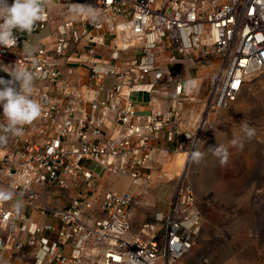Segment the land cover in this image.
Segmentation results:
<instances>
[{
  "label": "built area",
  "instance_id": "2783aa9c",
  "mask_svg": "<svg viewBox=\"0 0 264 264\" xmlns=\"http://www.w3.org/2000/svg\"><path fill=\"white\" fill-rule=\"evenodd\" d=\"M94 2V15L59 20L51 44L30 56L0 47V66L33 73V98L43 107L0 148V188L14 193L0 202V264L18 250L32 264L180 263L203 227L192 185L179 181L166 207L153 208L136 229L131 212L137 195H149L165 154L192 136L182 113L198 85L180 67L212 70L204 103L211 111L228 108L264 69V0ZM49 24L45 9L33 31ZM105 36L115 42L108 61H77L83 48L95 56ZM135 93L151 97V110H137ZM159 100L164 108L155 107ZM118 176L130 179L122 192L108 184ZM29 208L46 218L38 222Z\"/></svg>",
  "mask_w": 264,
  "mask_h": 264
},
{
  "label": "rangeland",
  "instance_id": "374dc122",
  "mask_svg": "<svg viewBox=\"0 0 264 264\" xmlns=\"http://www.w3.org/2000/svg\"><path fill=\"white\" fill-rule=\"evenodd\" d=\"M191 72L194 77L195 69ZM206 92L189 102L196 108L189 118L192 136L180 151L190 159L169 164L149 195H137L138 205L131 209L133 226L149 219L153 208L166 207L176 184L184 180L192 185L202 208L203 227L193 249L178 264H264V69L248 80L226 109L204 107ZM243 124L254 131L251 137L242 130ZM92 168L102 172L94 163ZM110 183L126 180L109 179Z\"/></svg>",
  "mask_w": 264,
  "mask_h": 264
},
{
  "label": "clouds",
  "instance_id": "9594fccd",
  "mask_svg": "<svg viewBox=\"0 0 264 264\" xmlns=\"http://www.w3.org/2000/svg\"><path fill=\"white\" fill-rule=\"evenodd\" d=\"M74 12H90L91 6L74 4ZM43 0H0V47L11 49L16 47L18 37L16 32L31 33L38 21L44 17ZM0 71L8 74L10 79L0 77V108L6 124L0 125V145L6 144L8 135L20 136L25 125H30L38 119L43 111L41 103L33 98L34 75L25 68L15 64L12 67L0 66ZM242 130L251 137L254 131L247 124ZM11 190L0 188V202L13 199ZM19 209V201L14 205Z\"/></svg>",
  "mask_w": 264,
  "mask_h": 264
},
{
  "label": "crops",
  "instance_id": "0c3cea01",
  "mask_svg": "<svg viewBox=\"0 0 264 264\" xmlns=\"http://www.w3.org/2000/svg\"><path fill=\"white\" fill-rule=\"evenodd\" d=\"M43 2H44V8L46 9L49 19H50V24H49L48 29L32 31L31 33L16 32L22 38V41L17 47H15L14 49L10 51L11 56H21V55L30 56L35 52V50L39 47V45L51 44L52 42L51 32L55 28L59 20L69 18V19L77 21L82 16H92L97 11L94 0H43ZM74 4H80V5H85V6L90 5L91 11L90 12L85 11L82 13L74 12L72 10V6ZM114 43L115 42H113L109 36H105L103 39V44L97 46V51H96L95 56L90 57L89 55H87L86 50L83 48L77 51V53L75 54V57L77 61H93L95 59H99L102 61H108L109 50L113 47ZM160 59L161 61H163V58H160ZM78 69H82V72H86L87 70L83 66H80ZM180 69L184 74L191 75V76H192L191 70L195 69L196 73H195L194 78H195V83L198 85V90L196 91L195 96L196 95L199 96V94L201 95L206 92L208 88L209 76L212 73L211 69L206 68V67H190L187 63L185 64V66L184 65L181 66ZM1 77L5 79H10L8 76H1ZM132 98H133L135 107L141 113H147L153 107L150 104L151 97L147 94L135 93L132 95ZM156 104L157 105L155 107L158 106L160 108H164L165 106L164 101L162 100H159L158 102H156ZM195 109H196L195 106L190 103H186L184 106L182 116H183V121H184L183 123H184L185 130L189 131V126L192 124L190 122L191 115L193 114ZM10 142H11V135L8 136L7 143L0 145V148L7 150L10 147V144H9ZM155 190L157 191L158 187ZM154 193L156 195L157 192H154ZM62 204L63 203H61V205ZM160 208H164V206L159 207L158 209ZM27 211L38 222L46 218L45 216L41 215L38 212L31 211L30 208L27 209ZM132 222L134 224L133 219H132ZM141 223L139 222L137 225H140ZM4 261H5V264H32V257L26 254L25 251L23 250L8 251L4 253Z\"/></svg>",
  "mask_w": 264,
  "mask_h": 264
},
{
  "label": "bare ground",
  "instance_id": "6f19581e",
  "mask_svg": "<svg viewBox=\"0 0 264 264\" xmlns=\"http://www.w3.org/2000/svg\"><path fill=\"white\" fill-rule=\"evenodd\" d=\"M257 73V72H254L253 75ZM246 87V86H245ZM236 102V100H235ZM234 103V102H233ZM181 158H184V159H181ZM190 159V155L185 152V151H180V150H174V151H170L169 152V156H168V161L167 163L164 165L165 167L161 170V172L159 174H157L155 176V180H157V178H161V174L163 172V170L169 166V164H171L172 162H178V161H181L183 160L185 162V164L188 162V160ZM116 181L117 179H123V180H126V184H118V183H115L114 184V188L116 190H119L120 192L124 191L125 188L130 184V179L127 177V176H118L115 178ZM264 228V227H263Z\"/></svg>",
  "mask_w": 264,
  "mask_h": 264
}]
</instances>
